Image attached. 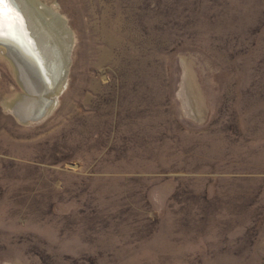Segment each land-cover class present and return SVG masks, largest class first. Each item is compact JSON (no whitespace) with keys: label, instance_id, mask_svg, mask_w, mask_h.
I'll list each match as a JSON object with an SVG mask.
<instances>
[{"label":"rangeland","instance_id":"1","mask_svg":"<svg viewBox=\"0 0 264 264\" xmlns=\"http://www.w3.org/2000/svg\"><path fill=\"white\" fill-rule=\"evenodd\" d=\"M38 2L75 43L39 124L0 51V264H264V0Z\"/></svg>","mask_w":264,"mask_h":264},{"label":"bare ground","instance_id":"2","mask_svg":"<svg viewBox=\"0 0 264 264\" xmlns=\"http://www.w3.org/2000/svg\"><path fill=\"white\" fill-rule=\"evenodd\" d=\"M16 2L26 4L17 10L24 18L31 43L21 35L15 40L0 41V51L13 61L25 90V95L8 107L18 120L27 124L47 108L48 101L57 105V97L67 89L75 42L66 20L54 9L38 0Z\"/></svg>","mask_w":264,"mask_h":264},{"label":"snow or ice","instance_id":"3","mask_svg":"<svg viewBox=\"0 0 264 264\" xmlns=\"http://www.w3.org/2000/svg\"><path fill=\"white\" fill-rule=\"evenodd\" d=\"M18 7H26V4H18L16 0H0V41L15 40L18 36L24 35L31 43L24 18L17 10Z\"/></svg>","mask_w":264,"mask_h":264},{"label":"water","instance_id":"4","mask_svg":"<svg viewBox=\"0 0 264 264\" xmlns=\"http://www.w3.org/2000/svg\"><path fill=\"white\" fill-rule=\"evenodd\" d=\"M51 101H48L47 103V108H45L44 110H42L40 113H38V115L35 117V119H31L29 120L30 122H28L27 124H39L42 123L43 121H45L52 113L53 109L51 108Z\"/></svg>","mask_w":264,"mask_h":264}]
</instances>
